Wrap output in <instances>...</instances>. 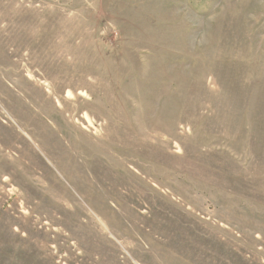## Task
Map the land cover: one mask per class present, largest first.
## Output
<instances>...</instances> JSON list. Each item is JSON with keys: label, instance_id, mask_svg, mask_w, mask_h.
<instances>
[{"label": "rangeland", "instance_id": "374dc122", "mask_svg": "<svg viewBox=\"0 0 264 264\" xmlns=\"http://www.w3.org/2000/svg\"><path fill=\"white\" fill-rule=\"evenodd\" d=\"M0 264H264V0H0Z\"/></svg>", "mask_w": 264, "mask_h": 264}, {"label": "bare ground", "instance_id": "6f19581e", "mask_svg": "<svg viewBox=\"0 0 264 264\" xmlns=\"http://www.w3.org/2000/svg\"><path fill=\"white\" fill-rule=\"evenodd\" d=\"M64 52V51H63ZM10 72V71H9ZM59 84V83H58ZM84 92V91H83ZM82 94V93H81ZM70 95V94H69ZM70 97V96H69ZM48 100V99H47ZM41 101V100H40ZM45 101V100H44ZM37 102V101H36ZM51 103V102H50ZM46 104V103H45ZM56 106V105H55ZM65 107V106H64ZM72 109V108H71ZM89 117V116H88ZM94 127V126H93Z\"/></svg>", "mask_w": 264, "mask_h": 264}]
</instances>
